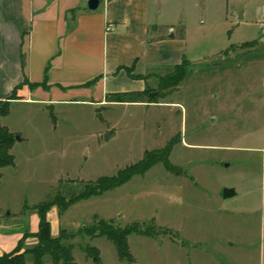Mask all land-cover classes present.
<instances>
[{
	"label": "rangeland",
	"instance_id": "374dc122",
	"mask_svg": "<svg viewBox=\"0 0 264 264\" xmlns=\"http://www.w3.org/2000/svg\"><path fill=\"white\" fill-rule=\"evenodd\" d=\"M184 6L174 38L189 65L178 87H158L156 77L174 69L160 62L140 92L66 89L43 113L6 101L5 124L27 140L1 169L0 229L30 230L33 206L56 198L65 207L47 219L69 236L76 264H264V0ZM139 99L145 104L130 102ZM167 143L169 166L160 153ZM141 159L150 164L142 174L70 204L86 184ZM225 187L235 194L224 198ZM101 221L137 226L131 260L104 236L82 233Z\"/></svg>",
	"mask_w": 264,
	"mask_h": 264
},
{
	"label": "crops",
	"instance_id": "0c3cea01",
	"mask_svg": "<svg viewBox=\"0 0 264 264\" xmlns=\"http://www.w3.org/2000/svg\"><path fill=\"white\" fill-rule=\"evenodd\" d=\"M200 1L209 8L211 0ZM187 2L100 0L90 10L87 0H0V101H10L11 107L37 106L43 113L47 105L63 101L59 94L66 89L96 88L97 97L142 91L146 80L129 76L125 67L144 75L156 73L151 68L160 62L175 66L182 61L185 42L174 38V26ZM118 78L127 83L118 87ZM13 92L16 98H11ZM5 116H0L2 125L17 134L13 146L26 141L20 130L5 124ZM29 222L33 228L27 229L32 235L25 239L26 247L36 242L37 213L29 215ZM8 228L0 229V255L15 247L23 233ZM55 230L51 225L52 235Z\"/></svg>",
	"mask_w": 264,
	"mask_h": 264
},
{
	"label": "trees",
	"instance_id": "16d2710c",
	"mask_svg": "<svg viewBox=\"0 0 264 264\" xmlns=\"http://www.w3.org/2000/svg\"><path fill=\"white\" fill-rule=\"evenodd\" d=\"M252 43L254 42H245L244 45H252ZM188 65L189 61L183 57L182 61L176 64L171 72L164 76H157L158 87L162 90L178 87L187 74ZM125 70L131 77L144 79V75L132 74L131 67H125ZM24 82H28L27 79H24ZM31 85L34 86L37 84L32 83ZM13 94L14 92L12 95ZM11 98L14 97L12 96ZM8 112L9 106L7 102H5V107L0 109V116H5ZM15 135L16 134L12 133L7 126L0 125V177L2 168L14 165V157L11 153V148L15 142ZM169 150L170 143H167L166 146L160 150L161 158L166 166H169L167 160ZM149 165L150 164L145 161V159H141L132 165L118 170L114 175L101 176L93 183L86 184L84 190L78 193L72 201H70V204L100 195L106 190L118 187L129 181L134 175L142 174L149 168ZM53 206L65 207V205H61L56 198L48 200L46 203H37L33 206V209L36 210L38 215V229L33 234L36 238L35 244L21 251L24 247L25 239L32 235L28 230L23 231L16 247L12 251L4 252L0 255V264H27L29 260L32 261V264H45L46 259H50L51 264H76L72 254L73 246L66 243V239L69 236L65 235L64 232H60L56 235H52L51 233V225L47 219V213ZM138 231L139 229L135 224L120 227L113 225L110 221L108 223L101 221L96 225L86 226L82 229V233L89 234L91 237L104 236L107 238L114 245L117 256L120 259L126 260L132 259L128 236ZM90 250H94L97 253L95 247H90Z\"/></svg>",
	"mask_w": 264,
	"mask_h": 264
},
{
	"label": "water",
	"instance_id": "95a60500",
	"mask_svg": "<svg viewBox=\"0 0 264 264\" xmlns=\"http://www.w3.org/2000/svg\"><path fill=\"white\" fill-rule=\"evenodd\" d=\"M99 2H100V0H87L86 5H87L88 9H90V10H94V9H96V8L98 7ZM155 95H156V92H151V93H150V96H151V97H153V96H155ZM226 165H228V164H226ZM234 194H235V191H234L233 188L225 187V188H223V190H222V196H223L224 198L231 197V196H233Z\"/></svg>",
	"mask_w": 264,
	"mask_h": 264
},
{
	"label": "built area",
	"instance_id": "2783aa9c",
	"mask_svg": "<svg viewBox=\"0 0 264 264\" xmlns=\"http://www.w3.org/2000/svg\"><path fill=\"white\" fill-rule=\"evenodd\" d=\"M107 29H111V25H108V28Z\"/></svg>",
	"mask_w": 264,
	"mask_h": 264
}]
</instances>
